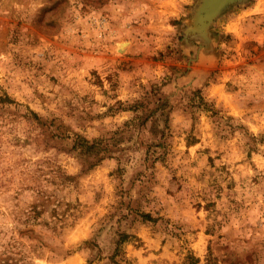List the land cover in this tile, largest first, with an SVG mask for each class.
<instances>
[{"label":"rangeland","instance_id":"rangeland-1","mask_svg":"<svg viewBox=\"0 0 264 264\" xmlns=\"http://www.w3.org/2000/svg\"><path fill=\"white\" fill-rule=\"evenodd\" d=\"M200 1L0 0V264H264V0Z\"/></svg>","mask_w":264,"mask_h":264},{"label":"water","instance_id":"water-1","mask_svg":"<svg viewBox=\"0 0 264 264\" xmlns=\"http://www.w3.org/2000/svg\"><path fill=\"white\" fill-rule=\"evenodd\" d=\"M236 0H201L196 8L189 31L202 33L210 22L229 4Z\"/></svg>","mask_w":264,"mask_h":264},{"label":"trees","instance_id":"trees-1","mask_svg":"<svg viewBox=\"0 0 264 264\" xmlns=\"http://www.w3.org/2000/svg\"><path fill=\"white\" fill-rule=\"evenodd\" d=\"M100 142L101 141L99 139L90 141L85 137H79V141H78L77 146L86 150L87 152H95L98 150H103V147L101 146ZM120 241H121V239H118L117 244H119ZM118 248H119V245L116 247V250H118Z\"/></svg>","mask_w":264,"mask_h":264},{"label":"bare ground","instance_id":"bare-ground-1","mask_svg":"<svg viewBox=\"0 0 264 264\" xmlns=\"http://www.w3.org/2000/svg\"><path fill=\"white\" fill-rule=\"evenodd\" d=\"M124 46H125V44L124 43H122V44H120V49H123L124 48Z\"/></svg>","mask_w":264,"mask_h":264}]
</instances>
